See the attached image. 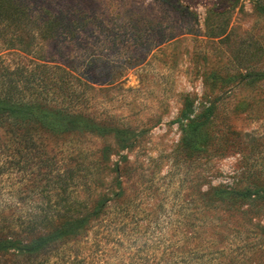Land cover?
<instances>
[{
    "label": "rangeland",
    "instance_id": "obj_1",
    "mask_svg": "<svg viewBox=\"0 0 264 264\" xmlns=\"http://www.w3.org/2000/svg\"><path fill=\"white\" fill-rule=\"evenodd\" d=\"M52 1L74 10L84 27L70 37H36L34 54L2 49L6 62L32 68L46 59L53 67L67 66L79 78L76 92L84 90L85 97L76 106L75 98L54 104L69 102L90 117L115 119L135 137L133 148H122L113 136H46L43 152L62 166H94L103 146L109 147L106 180L124 156L131 165L130 175L121 178V212L116 217L110 203L104 223L81 234L88 242L67 252L77 254L80 245L83 256L100 264H220L236 256V230L244 236L251 225L264 226V218L206 207L200 192L233 182L245 168L251 177L264 170V81L242 86L223 101L247 140L244 149L190 162L181 152L175 119L186 95L196 105L203 100L206 72L215 74L213 93L222 94L228 75L264 70V54L254 47L264 49V11L256 10L257 0ZM18 176L6 168L0 186L16 188L11 184ZM251 253L252 262L246 257L237 264H264V253Z\"/></svg>",
    "mask_w": 264,
    "mask_h": 264
},
{
    "label": "trees",
    "instance_id": "obj_2",
    "mask_svg": "<svg viewBox=\"0 0 264 264\" xmlns=\"http://www.w3.org/2000/svg\"><path fill=\"white\" fill-rule=\"evenodd\" d=\"M256 10L264 11V0L256 1ZM81 20L70 7L52 0H0V173L9 168L13 176L19 174L17 183L11 184L16 188L7 187L4 191V186H0V264H100L89 254L83 256L80 245L73 256L67 251L87 241L81 234L104 223L111 213L110 203L115 205L116 217L123 208L121 178L130 175L128 157L116 164L106 180L102 174L108 161V146L101 148L96 165L78 168L62 166L56 156H46L43 150L47 135L53 139L73 132L113 136L120 147L133 148V134L115 119H98L75 109L86 92H76L74 82L79 78L67 66L53 67L46 59L32 68L22 63L12 66L2 53V49L37 53L33 48L36 37L42 41L70 37L84 27L80 26ZM254 47L264 54L262 46ZM223 81L228 88L222 94H214V72L203 74V100L196 105L186 95L175 119L182 133L181 152L190 162L225 156L229 150L244 149L240 147L247 142L225 113L223 101L242 86L263 82L264 70L240 69ZM73 98L74 106L69 102L54 104ZM250 178L254 180L249 181ZM77 193L85 196L79 198ZM200 195L206 207L220 208L229 214L238 212L243 218H264V170L251 177V171L245 168L233 182L210 185ZM108 225L102 229L107 230ZM251 226L246 236L236 230L240 236L234 239L235 250L239 252L220 264H237L251 252L264 253V226ZM252 261L250 255L248 262Z\"/></svg>",
    "mask_w": 264,
    "mask_h": 264
}]
</instances>
